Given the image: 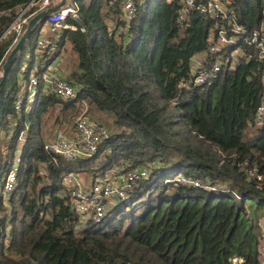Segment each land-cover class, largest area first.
<instances>
[{"label":"trees","instance_id":"1","mask_svg":"<svg viewBox=\"0 0 264 264\" xmlns=\"http://www.w3.org/2000/svg\"><path fill=\"white\" fill-rule=\"evenodd\" d=\"M30 1L0 0V39ZM73 1L85 33L64 30L45 66L61 58L76 98L40 92L31 110L14 108L43 22L0 84V186L7 161L18 150L21 159L14 192L0 195V264H263L264 117L256 112L264 80L251 40L264 27V0H229L232 16L222 22L193 9L181 23L180 0H136L128 23L109 0ZM38 13L28 10L27 22ZM221 27L233 44L203 59L207 69L224 61L216 78L180 88ZM19 37L0 40V71ZM83 104L110 115V137L91 158L47 155L42 117L56 113L59 123L69 113L70 122ZM145 167L148 177L100 222H82L62 184L69 174L95 181Z\"/></svg>","mask_w":264,"mask_h":264},{"label":"built area","instance_id":"2","mask_svg":"<svg viewBox=\"0 0 264 264\" xmlns=\"http://www.w3.org/2000/svg\"><path fill=\"white\" fill-rule=\"evenodd\" d=\"M182 9L178 14V22H185V13L190 10H197L201 15H205L210 20L221 21L229 20L232 16V7L229 6V0H180ZM110 6L119 5L123 12V21L128 23L132 20L136 13V0H109ZM51 0H31L24 8L17 10V15L12 20L10 25L3 33L1 39L8 37L21 36L24 26L27 25L25 14L28 10L38 8L39 11L46 10L52 7ZM68 19L73 21V24H68ZM47 31L55 36L64 30L77 31L85 33L84 27L81 25L79 7L74 4H65L55 12L48 14L44 20ZM230 29L221 27L216 34L215 42L210 46L204 56H215L222 52L224 47L233 44V40L228 39ZM234 33H244V29L235 25ZM0 39V40H1ZM259 48V62L262 70V78L264 80V27L259 32L252 34V40ZM54 46L53 42L47 38L38 39L36 49L45 52L48 48ZM241 54L235 52L237 56ZM240 56H243L240 55ZM210 68L203 66V60H194L192 76L189 80L180 83L182 89H191L203 86L216 78L220 67L224 61L217 59ZM237 61V60H236ZM235 61V63H236ZM20 75L26 78V90L21 93L16 101L14 108L19 113L22 105L32 106L36 103L40 94L39 85L43 83L47 89L57 98L69 101L76 98V89L65 79L59 78L51 74V71H46L40 76L33 67L23 64L20 67ZM1 77V71H0ZM28 111V110H27ZM257 119L264 117V92L262 103L257 108ZM14 127V125H13ZM12 134V129L6 132ZM110 137V132L104 127L94 123V120L86 114V109L74 118L73 134L65 135L61 131L55 132L51 140L43 143V150L47 155L57 156L65 161H75L82 158H91L95 156L100 145L105 139ZM20 144H23L20 140ZM20 154L13 156L6 163L5 176L1 182L0 190L4 196L12 194L16 188L17 174L20 167ZM252 176L253 173L249 172ZM148 177V167L137 168L126 173L111 174L103 179L84 182L80 177L69 174L62 178V184L67 188L69 198L72 203L74 212L78 215L82 222L94 221L100 222L107 212L119 201L126 199L138 184ZM258 181L262 180L261 176L255 177ZM181 183L202 187L196 180L178 179ZM208 189V187H204ZM262 263L264 264V246L260 252Z\"/></svg>","mask_w":264,"mask_h":264},{"label":"crops","instance_id":"3","mask_svg":"<svg viewBox=\"0 0 264 264\" xmlns=\"http://www.w3.org/2000/svg\"><path fill=\"white\" fill-rule=\"evenodd\" d=\"M61 2V0H51V3H52V5L53 6H55V5H57V4H59ZM66 4L68 5V4H74V1L73 0H68V1H66ZM41 29H45L46 31H47V27H46V24H45V22L43 21V24H42V26H41V28H40V30H39V39L40 38H44V37H42L41 36ZM48 32V31H47ZM48 34L49 35H51L49 32H48ZM62 34H57V35H55V36H53L52 38H50V37H45V38H47V39H50L52 42H53V44L55 45L57 42H58V40H59V38H60V36H61ZM55 48H54V46L52 47V49L48 52V54L46 55V53L45 52H41V51H38L36 48H35V50L32 52V51H30L29 49V53H30V57H33L34 56V54L35 53H41V54H43V56H42V59H40V63H38L37 64V66L35 67L33 64H27V63H23V64H26V65H28L29 67H33L34 69H36L37 70V72H41V73H45L46 71H51L52 73L51 74H53L54 76H56V77H59V78H63L64 76H65V72H64V68L62 67V60H61V58L60 57H57L56 59H54L52 62H49L48 63V65H46L45 66V64H46V62L47 61H49V59L53 56V54H54V50ZM28 50H26V51H28ZM51 51H53L52 53H51ZM51 53V54H50ZM46 56L48 57L47 59H46ZM25 57H26V52H25V55H24V60H25ZM201 57L202 56H197L194 60H199V59H201ZM203 58V57H202ZM55 64V66H54V68L52 69V66ZM44 66V67H43ZM1 74H2V70H1ZM19 75H20V73H19ZM26 76V78H27V75H25ZM20 78H23V76L22 75H20L19 76ZM64 79V78H63ZM20 93H19V95L21 94V93H23V92H25V88H26V81H22V80H20ZM40 92L42 93V94H45V95H48V94H52L48 89H47V87L45 86V85H43V83H41L40 84ZM18 95V96H19ZM84 105V104H83ZM26 107H27V109L29 108V106H27L26 105ZM86 108V106L84 105L82 108ZM29 110H31V107L29 108ZM56 116L54 117V119H53V125L54 126H56L57 124H58V122L56 121ZM73 121H74V117H72L71 118V123H70V126L69 127H62V128H65L67 131H66V134L65 135H67V136H71L72 134H73ZM66 123V122H65ZM64 123V124H65ZM14 125V124H13ZM45 126V125H44ZM43 128V127H42ZM42 128H41V133H43V130H42ZM57 131H61L62 132V130H56L55 132H57ZM55 132H53V136H54V134H55ZM53 136L50 138V139H44V137H43V139H44V142L45 141H48V140H51L52 138H53ZM84 181V180H83ZM86 181H90V180H85V182ZM0 195H2L3 197H5L2 193H1V190H0ZM262 230H264V223L262 224Z\"/></svg>","mask_w":264,"mask_h":264},{"label":"rangeland","instance_id":"4","mask_svg":"<svg viewBox=\"0 0 264 264\" xmlns=\"http://www.w3.org/2000/svg\"><path fill=\"white\" fill-rule=\"evenodd\" d=\"M58 34H62L58 33ZM41 36L42 37H50L52 38L53 35H49L48 32L45 29H41ZM53 51H51L52 53ZM50 53V54H51ZM43 54L41 53H35L33 57H30V53L29 50L26 51V57L24 62L27 64H33L35 67L37 66L38 63H40V59H42ZM202 56L201 59H199L198 61H202L204 59V55H200ZM55 64L52 66V69L54 68ZM44 67V66H43ZM86 108H82V109H86V114L87 116H89V118H91L92 120H94V123L104 127L105 129H107L110 133H112V131H114L111 127V122L112 119L110 117V115L108 114H101L98 113L96 110H94L92 107H87V105L85 104ZM68 115H70L69 113L65 114V117L60 118L59 123L54 126L53 124V117L52 116H56V113H54L53 115L48 116L47 118H43L41 119V128L43 130L42 136L44 137V139H50L53 136V132H55L56 130H62V132L64 134H66V129L62 128L63 126L65 127H69L70 126V122H67V117ZM66 122V123H65ZM65 123V124H64ZM45 125V126H44ZM21 140H23V138H21ZM21 143V142H20ZM15 156L19 155V150L16 151V153L14 154ZM85 182V181H84ZM89 182V181H86ZM85 223V222H84ZM262 227V225H261ZM263 238V239H262ZM262 241L261 244L262 246H264V230H262V237H261Z\"/></svg>","mask_w":264,"mask_h":264},{"label":"water","instance_id":"5","mask_svg":"<svg viewBox=\"0 0 264 264\" xmlns=\"http://www.w3.org/2000/svg\"><path fill=\"white\" fill-rule=\"evenodd\" d=\"M66 1L68 0H61V2L55 6L49 7L46 10L41 11L40 13H38L36 16H34L26 25L25 30L23 31V33L21 34V36L19 37L16 45L14 46V48L11 50V52L9 53L5 63L3 64L2 67V74L0 77V84L2 79L4 78V76L6 75L8 69L11 67V65L13 64L14 60L16 59V57L18 56V54L21 52V50L23 49L25 43L27 42V40L29 39V37L32 34V31L36 28V26L43 22L46 17L48 16V14L57 11L58 9H60L62 6H64L66 4ZM233 264H238L237 260L233 261Z\"/></svg>","mask_w":264,"mask_h":264},{"label":"bare ground","instance_id":"6","mask_svg":"<svg viewBox=\"0 0 264 264\" xmlns=\"http://www.w3.org/2000/svg\"><path fill=\"white\" fill-rule=\"evenodd\" d=\"M40 91V90H39Z\"/></svg>","mask_w":264,"mask_h":264}]
</instances>
